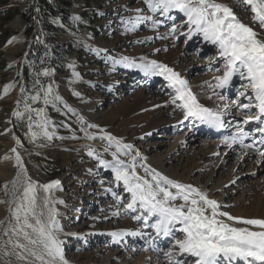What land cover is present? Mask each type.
<instances>
[{
	"label": "rangeland",
	"instance_id": "1",
	"mask_svg": "<svg viewBox=\"0 0 264 264\" xmlns=\"http://www.w3.org/2000/svg\"><path fill=\"white\" fill-rule=\"evenodd\" d=\"M71 2L73 18L71 25L62 23L58 18L51 21L56 28L51 32L55 43L60 47L70 48V53H64L61 60L49 69V75L46 76L45 88L51 85L54 95L60 96L61 100L47 106L42 100L31 104L33 108H45L47 117L51 121L49 130L54 133L53 139L38 138L35 142L28 135V115L18 118L13 114L14 111L23 113L25 98L35 94L34 84L25 88L21 74V70L27 64L32 38L26 35V24L18 15L27 6L34 4V0H9L7 6L0 5V10L9 9V15L14 14L10 20L4 22L2 26L4 34L0 35V201H4L0 203V221H4L3 213L7 199L4 185L7 183L9 188V179L16 172V166L9 153L13 138L18 137L28 150L43 145L42 154L31 152L25 157L26 171L28 176L39 184L54 180L60 182L52 190V198L63 201L53 204L58 213L56 219L66 232H76L75 239L66 240L62 245L65 257L69 264L73 260H78L79 264H86L88 261L98 264L109 260L110 255L116 254L117 247L107 248L112 243L110 234L103 241L96 238V235L113 231L121 226L122 220L112 226L115 221L113 217L123 215L124 220L133 223L132 217L139 213L127 215L123 204H127L129 195L124 192L122 184L117 185L113 175L107 172V169L99 167L98 161L87 154L88 150L79 154L71 147L73 144L92 141L85 138V133L81 129L86 128L93 136L101 133V129H108L118 137L134 138L133 148L145 152L148 158H158L166 154L177 139L189 134L187 132L192 128L190 121L186 123L177 121L176 116L183 118L184 113L171 103L173 89L165 84L162 76H158L156 82L149 85L144 81L141 73L131 75L128 68L114 64L113 60L126 56L136 63L142 62V59L164 61L163 57L169 51H180L186 55V60L194 57V61L184 62V58H178L171 67L192 66V69L184 75V79L188 85L202 83L203 88H199L201 91L207 89L202 77L207 73L221 74L223 62L218 59L215 48L211 47L203 51L197 47L200 45L197 43L199 40L190 45L185 44V37L179 35L183 31L182 27L178 29L180 33L174 40L161 39L163 26L168 23L153 28L149 22L139 26L136 31L125 32L121 21L136 15V9H143L145 14H151L147 12L144 0H71ZM223 2L233 7L243 23L259 30L258 25H253L250 10H244L241 5L235 3V0H223ZM175 16V20H170L171 24H181L182 15ZM157 18L164 21L163 17L157 16ZM170 45L173 47L168 48ZM156 49L160 51L157 52ZM210 67L214 70L203 71ZM238 83L241 84V81H236L235 88L231 90L228 100L224 103L228 106L226 110L228 117L241 111L238 104H245L240 102L232 106V100L237 98L241 91L237 89L240 86ZM5 85H13L7 93H5ZM142 94L151 95V98L138 105V99L143 96ZM154 102L163 104L160 108H153ZM213 108L221 110L218 106L213 105ZM169 109L172 110L170 114L167 111ZM161 115L163 119L168 120L166 122L173 121L174 128L171 126L172 129L169 127L164 129L158 124ZM104 116L108 118L105 125L101 124ZM81 117L83 124L80 122ZM243 119L242 115L240 118L236 117L235 123L242 122ZM88 124L98 127L87 128ZM144 130L148 132L144 134ZM189 137L198 139L191 134ZM199 141L207 140L199 139ZM225 145L229 146V144ZM201 149L189 144L188 156L195 153L200 157ZM190 150L193 151L192 154ZM96 152L106 159L103 152L100 150ZM240 154L239 151L238 155H234L229 162H226L223 171L215 170L214 179H224L228 172L240 174L237 172L240 171L241 174L246 173L243 177L239 176L245 188L252 189L256 185L255 182L263 185L264 172L256 173L257 155L253 154L245 160L243 157L240 159ZM184 155L186 152L180 153L176 161H170V164L164 163L163 169L168 172H181L183 164L187 163L183 162ZM213 167L214 163L209 166L211 169ZM247 175H254L255 178L252 179ZM193 181L202 182L198 175L194 176ZM107 189L111 191H106ZM112 192H116L122 202L118 201ZM40 195L45 194L41 192ZM230 202L227 204L229 205ZM110 204L112 207L107 210ZM117 212L119 214L113 216ZM151 232L152 229L148 233ZM132 244L129 243L128 246L124 245L123 248L118 249L124 250L125 255L129 256V253H134ZM169 247L170 244L166 245L160 255H163V251L165 252ZM101 249L104 251L101 257L97 258ZM3 258L10 264H20L15 256H3ZM111 261L114 262L113 264H118L115 260Z\"/></svg>",
	"mask_w": 264,
	"mask_h": 264
},
{
	"label": "snow or ice",
	"instance_id": "2",
	"mask_svg": "<svg viewBox=\"0 0 264 264\" xmlns=\"http://www.w3.org/2000/svg\"><path fill=\"white\" fill-rule=\"evenodd\" d=\"M235 3L246 11L250 10L253 25L264 30V0H235ZM144 4L151 14L136 9V15L121 21L125 32L136 31L139 26L149 22L153 28H157L163 23L157 16L175 20L174 14L182 15L187 32L180 34L186 35L188 39L194 35L201 36L205 42L216 47L223 61V74L216 77L214 87L224 89L234 77H239L244 89L240 95L249 103L238 104L241 109L238 115L244 117L243 124L255 122L258 125L252 131L260 134L259 142L264 144V31L258 32L254 26L243 23L233 7L223 0H144ZM180 27L173 23L170 33L177 35ZM113 63L138 68L146 75L162 76L174 91L171 103L183 110L185 120L192 118L217 129L229 126L230 122L224 120L228 106L224 105L223 110L217 111L199 103L188 82L167 64L146 59L136 63L126 56L114 59ZM41 74L49 75V69L37 73V76ZM12 86L5 85V93ZM34 88L35 94L25 98L24 112L14 111L13 114L18 118L28 115V135L33 142L38 138L52 140L54 133L49 130L51 121L45 108H33L31 104L42 100L45 106L50 103L54 105L61 97L54 95L51 85L43 87L38 78ZM220 99L223 100L224 96L221 95ZM80 122L84 123L82 117ZM240 123L237 121L238 125ZM97 127L94 124L87 125V128ZM81 130L86 139L96 138L86 128ZM251 135L252 132L239 128L238 133L225 138L224 142L230 145L239 140L243 144V138ZM100 138L107 141L106 152L115 144L116 151L112 152V159L102 158L88 145L85 146L88 147L87 154L98 161L99 167L110 169L117 185L122 184L124 192L129 194V202L123 204V209L139 213L132 218L144 228L154 231L155 236L149 243L155 247L156 240L167 238L170 247L164 255L168 264H264V218L234 216L223 211L227 205L210 198L206 191L170 179L143 163L144 158L139 151L133 154L132 145L122 144L119 139L107 133ZM16 143L19 145L20 141ZM11 152L15 154L18 171L10 181V193L8 184L4 185L5 194H10V199L7 201L9 216L6 222L0 221V253L3 256H15L20 264H69L62 247L63 241L58 236L61 231L56 219L58 213L53 207V204L63 201L52 198V190L60 182L54 180L39 184L33 181L17 149L14 147ZM261 155L264 156V152ZM138 165L143 175L137 171ZM41 192L45 195L41 196ZM112 195L122 202L116 192H112ZM110 235L118 243L126 235L142 236L145 233L122 229Z\"/></svg>",
	"mask_w": 264,
	"mask_h": 264
},
{
	"label": "bare ground",
	"instance_id": "3",
	"mask_svg": "<svg viewBox=\"0 0 264 264\" xmlns=\"http://www.w3.org/2000/svg\"><path fill=\"white\" fill-rule=\"evenodd\" d=\"M174 15H176V14H174ZM159 18H162V17H159ZM183 20H184V18H183ZM183 20L180 21L182 23L179 25L183 28V31L181 33H186L187 32V25L183 23ZM165 23H168V24L163 26V29L160 33V35L162 36L161 39H165V40L176 39L178 35L173 36L170 33V29L172 27L170 20L164 19L162 24H165ZM262 31H264V30H261L259 28L258 32H262ZM178 33H180V32H178ZM179 35H181V34H179ZM181 36L185 37V40H184L185 44H189V45L192 43H195V41L199 40L197 43H200V45H198L197 47L203 49V51L204 50L206 51V50L210 49L211 47L215 48V50L217 52V56H218V50L216 49V47L213 46L212 44L205 42L201 36L194 35V36H192L191 39H188V37L186 35H181ZM171 47H173V46L170 45L168 48H171ZM178 58H184V62L187 59L186 55H184L180 51L176 50L175 52H173L171 50L167 53V55H164V57H163L164 61H162L160 59L159 60L155 59V60L159 61V62L162 61V63H165L171 67L172 63ZM218 59L221 60L219 58V56H218ZM188 61L193 62L194 57L186 60V62H188ZM126 68H128V67H126ZM172 68L176 72L180 73L181 76L184 78V75L187 73V71H189V69H192V66H182V67H175V68L172 67ZM211 68L212 67H210V69L206 68L203 71L207 72L208 70H210V71L214 70ZM128 69L130 70L129 72L131 75H134L135 73H141L142 76L145 78L144 81H147L149 85H153L156 82V79L158 77V76H153V75H146L143 71H141L138 68H128ZM213 74L207 73L202 77V80L205 82L207 89L202 90V91L199 90V88H201V87L203 88V85H201L202 83L190 84L189 87H190L192 93L196 96L199 103H201L202 105H204L208 108H211V109L218 111V109L213 108V105H214V107L218 106L219 110L220 109L222 110V107H224V103L228 100L227 99L228 96L226 95V93H227L226 88L228 86L224 89L215 88L214 85L216 84V77L221 76L223 74V72L221 74L220 73H215L214 75ZM236 79L239 80V77L238 76L234 77L233 81L230 84H232ZM162 80H164V78ZM164 81H165V84H167V86H168V82L166 80H164ZM238 89L241 90L240 93L244 91V89L241 88V84L238 87ZM173 93H174V91H173ZM240 93L238 94L237 98L232 100V103H233L232 106L240 103V101L241 102L243 101L246 104L249 103V101L244 96H241ZM221 95L224 96L223 100L220 99ZM148 98H151V95H143V96L139 97L138 105H141ZM163 103H165V101ZM163 103L162 102H158V103L154 102L152 107L153 108H160ZM167 111H168V114H170L172 110L169 109ZM181 111L183 112L182 109H181ZM245 111H247V110H245ZM240 116L241 115L235 114L233 116L230 115L228 117L225 114L224 115L225 122L226 123L230 122V123H229V126L224 127V128L217 129V128L209 127L207 125V128H211V129L217 131V135L214 136L215 141L214 140H211V141L209 140L206 142L199 141V139L200 140L203 139L201 137H203V136L207 137V135L200 134V133H198V131L195 134L196 130L193 129L192 130L193 134L191 133V131L187 132L189 134L183 136L182 138L177 139L174 142L173 146L166 152V154H164L158 158H155V157H153L154 159L148 158L146 156L145 152L139 151L141 153V157L144 158L142 162L147 164L150 168H153V169L157 170L158 172L162 173L163 175L169 177L170 179L177 180V181H180V182L185 183V184H192L193 186L199 187L201 190L206 191L210 198L216 199L217 201L221 202L223 205H227V207L222 209L223 211H228L234 216H243V217H248V218H264V184L261 185L260 182H255L256 185H254L252 187V189L245 188L242 184V180L239 179V176L243 177L246 173L241 174L240 171H237L240 174H238V173L233 174V173L228 172V174L226 175V177L224 179H221V178L214 179L215 170L223 171L225 163L229 162V160H231L234 155H238L239 151L241 153L240 159L243 157L246 160V159H249L253 154L257 155V158H256L257 159V165L255 166V168L258 171L256 173L264 172V156H262L261 153L260 154L259 153L258 154L252 153V151L250 150V149H252V147H245V145L251 144L250 142L244 143L241 147L237 146L234 142H232L229 146L225 145L226 144L224 142L225 138L231 137V134L238 133L239 128L244 129V126L247 127V126H249V124L256 125L255 122H249V124H247V125H245L241 122L238 125L237 123H235V120H236V117L240 118ZM176 117H178L177 121L180 123L181 122L184 123L186 121L192 120V121H195L194 123L197 125V127L202 124L197 120H193L192 118L185 120L184 114H183V118L179 117V115ZM107 120H108V118H106L104 116L102 121H101V124L105 125L107 123ZM166 121H168V120L163 119L162 115L159 116L158 124L163 126L164 129L167 127H169L170 129L174 128L175 124L173 121H170V122H166ZM202 125H206V124H202ZM171 126H172V128H171ZM147 132H148V130H144L143 133L145 134ZM105 133L111 134L112 136L116 137L117 139H119L122 142V144L133 145L134 138L118 137V136L114 135L112 132H110V130L106 129V130H103V132L96 134L95 135L96 138L93 139L92 141L73 144L71 147L76 149V152L80 154V153L87 152L88 147H85V146L88 145V146H91L92 148H94L95 150H100L101 152H103L105 154V157L107 160H111L112 159L111 154H112V152L116 151V146H115V144H113L112 147L109 148L107 152L105 151V147L107 146V141L102 140L100 138ZM190 134L192 136L198 137V139L197 140L195 138L191 139V137H189ZM254 134H257V133L254 132ZM17 140L20 141L19 145H17V143H16ZM194 143H198V144H194ZM189 144L196 145V148H199V149L202 148L199 151L200 157L196 156L195 153L192 156H188L190 153V152H188ZM14 147L17 149V152L20 154L21 160L25 166V169H26V165H27V164L25 165V157H27L29 154H31V152H33L35 154L36 153L42 154L44 152V149L42 147H35L33 150H28L27 148H25L22 141L18 137H15V138H13L12 143L10 145V152H9L10 155L12 156V160H13L15 166H16V161L14 158L15 154L11 152V149ZM231 150H234V151H231ZM135 151H138V150L136 148H133V154L135 153ZM190 151H192V150H190ZM185 152H186V155H184L183 162H187V163L183 164V169L181 172H179V171L168 172V171L163 169L164 163L170 164V161H173V160L176 161V157L180 153L184 154ZM192 153H193V151L191 152V154ZM121 158L127 159V157H121ZM138 161H139V158H138ZM213 163H214L213 169L209 168V166L212 165ZM17 171H18V169L16 166V172L9 179V188H8L9 193H10V190L12 187L10 181H12L13 178L16 177ZM137 171L141 175L144 174L142 168H140L139 165H138ZM107 172H110L112 174L110 169H107ZM207 172H208V174H207ZM205 173H206V175H205ZM195 175H198L199 177H201L202 182L193 181V178ZM247 176H249V175H247ZM249 177H252V179L255 178L254 175H250ZM246 180L249 181V179H246ZM262 187H263V189H262ZM235 196H236V198H235ZM233 198H235V199H233ZM9 199H10V194L7 195L6 205L4 207L3 219L5 222H6V217L9 216V212H8L9 205L7 203V201ZM231 200H232V202H230ZM128 202H129V200H128ZM228 202H230L229 205L227 204ZM109 207L110 208L112 207L111 204L106 209L108 210ZM131 212H132L131 210H126L127 215H129ZM113 216H115V215H113ZM113 218L115 219V221H114L112 226H114L115 224H117L118 222H120L122 220V223L120 224L121 226L119 228L113 230V231H119L122 229H127V230H132V231L140 230L141 232L145 233V235H142L139 237L146 238L145 240L147 242V245L144 244V245H140L138 247H134V248H136V251L133 254L129 253L130 255L128 256V255H125L126 252L124 250L122 251V250L118 249V248H120V246H118V243H115L112 241V243L109 244L107 246V248L117 247L116 254L110 255L109 260H106L104 262H99L98 264H113L114 262H112L111 260H113V261L115 260L116 262H118V264H131V263H134V264H168V259L165 256H160L157 254V252H155V254L153 255L154 252L152 250V245L149 243V241L151 240L149 237H154L155 233L153 230L151 233H148L151 228H144L142 226V224L138 225L136 220H133V223H129L128 221L124 220L123 215H121L117 218L116 217H113ZM60 229H61V231L58 233V236H59V239H61L63 241V243L66 240L70 241V239H75L76 232H69L68 233L61 226H60ZM113 231L110 230L109 232L101 234V235L97 234L96 238H100V241H103L104 239L108 238L109 234ZM177 235H178V237L180 236L179 233ZM136 237L137 236L126 235L121 240H132L133 238H136ZM3 239H5V237ZM0 243H2V239H0ZM157 245H158L157 246L158 250L160 248H162V244L160 242H157ZM103 251H104L103 249L100 250V254L98 255L97 258L101 257ZM80 259H82V258H80ZM3 263L10 264L9 262H7L3 258L2 253H0V264H3ZM71 264H79V261L73 260L71 262ZM86 264H95V262L88 261Z\"/></svg>",
	"mask_w": 264,
	"mask_h": 264
},
{
	"label": "trees",
	"instance_id": "4",
	"mask_svg": "<svg viewBox=\"0 0 264 264\" xmlns=\"http://www.w3.org/2000/svg\"><path fill=\"white\" fill-rule=\"evenodd\" d=\"M9 0H0L1 6H7ZM10 10H0V35L4 34L2 26L5 21L10 20L14 14ZM25 22V33L32 38L27 55V64L22 69L23 82L25 88L30 84H35L38 78L41 85L45 87L46 76H37L44 69H50L60 61L64 53H70V48L60 47L55 43L51 32L56 28L52 24V19L58 18L64 24H72V2L71 0H34V4L18 14ZM58 29V28H57ZM36 87H39L37 85Z\"/></svg>",
	"mask_w": 264,
	"mask_h": 264
}]
</instances>
